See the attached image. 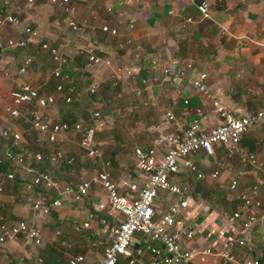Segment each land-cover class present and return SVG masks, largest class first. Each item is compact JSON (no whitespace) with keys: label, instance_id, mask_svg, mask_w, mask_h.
<instances>
[{"label":"crops","instance_id":"0c3cea01","mask_svg":"<svg viewBox=\"0 0 264 264\" xmlns=\"http://www.w3.org/2000/svg\"><path fill=\"white\" fill-rule=\"evenodd\" d=\"M203 1L209 4L206 14L199 10ZM73 5L78 29L69 24L72 16L50 0H35L33 3L0 0V16L11 13L22 19L18 26H7L4 36L17 37L26 27H31L33 32L28 49L33 54L48 55L40 49L44 41L52 44L66 42L68 58L64 68L76 74L81 88L89 87L90 91L91 86L96 87L91 103L97 107L94 110L101 112L103 127L106 123L113 126L115 121L128 122L120 124L129 130L128 140L124 143L156 145L154 125L164 120L166 112L183 115L187 111L186 98L191 104H202L209 110H212L210 98L221 100L237 113L264 108V0H73ZM104 24L116 28L118 34L104 33L101 30ZM89 46H95L98 55L110 58L111 64H89L86 55L78 53L80 48ZM25 50L9 49L3 53L1 63L5 72L0 73V100L8 105L11 91L29 82L45 93L54 94L56 102L61 105H21L19 117L0 108V147L4 153L0 155V162L5 160V153L11 145L10 136L4 131L21 133L19 124H31L34 113L50 122H62L79 116V107L90 103L78 97L77 107H67L64 96L55 90L51 78L41 72L38 64L42 65L45 60L37 55L33 65L20 74L19 67L27 55ZM203 72L207 73L205 82L211 96L208 99L194 83ZM187 118L190 119L191 115ZM216 121V115L211 111L206 126L211 127ZM72 136L77 137L78 144V135L67 134L68 138ZM263 136L264 126L258 125L244 134L241 141L244 149L258 156L260 166L247 162L246 168L242 169L231 165L216 182L198 180L191 172L179 176L180 182L188 185L191 193L188 208L178 218L177 226L194 230V246L218 248L226 238L238 234L236 227L227 226L223 216L224 211L233 212L241 207L236 192L230 188V180L235 176L248 179V184L240 182L241 188L260 181L264 172ZM35 146L40 148L38 151H44L36 144L31 147L34 152ZM221 153L219 150L218 155ZM114 158L124 159L117 154ZM197 160L202 169L210 171L216 159L200 154ZM97 166L93 175L99 164ZM120 169L122 176H115L116 179L141 180L137 170L132 174L125 173L122 167ZM14 170L18 177L4 180V191L0 194V225L20 218L29 219L41 227L43 242L34 245L21 237L17 241L0 243V264H66L67 258L77 253L84 256L81 264H99L106 244L99 232V219L104 216L113 219L116 215L109 209H97V203L104 196L103 190L94 187L83 202H70L44 214L34 211L25 200V185L30 174L24 173L17 164ZM80 171L79 166L69 168L67 182L83 179ZM87 177L91 175L84 178ZM34 196L48 202L46 191L36 190ZM173 197L170 192L161 194L155 204L157 211L166 209ZM259 197L264 200L263 191ZM89 219L90 226L84 227L83 223ZM252 242L255 253L238 249L241 260L249 255H264L263 223L255 227ZM149 244L160 245L137 235L130 249L143 264H153L152 254L147 249ZM190 264L222 262L216 254L206 256L205 261L201 254H197Z\"/></svg>","mask_w":264,"mask_h":264},{"label":"built area","instance_id":"2783aa9c","mask_svg":"<svg viewBox=\"0 0 264 264\" xmlns=\"http://www.w3.org/2000/svg\"><path fill=\"white\" fill-rule=\"evenodd\" d=\"M33 3L35 0H21ZM66 13L70 14V26L78 29V22L74 19L75 8L73 0H50ZM209 4L203 1L199 10L206 14ZM22 19L15 14L0 16V73L5 72L1 63L3 53L9 49L26 48L30 43L33 32L26 27L17 37H5L7 26H18ZM104 33L116 35L118 30L108 24L101 26ZM40 49L47 53L52 60L51 71L48 78H54L55 90L64 96L66 103L75 99L77 86L72 75L64 68L67 62V43L52 44L42 42ZM78 53L86 55L89 64L110 65L112 60L97 54L95 46L80 48ZM34 56L27 54L19 67L18 72L25 73L33 64ZM207 73L203 72L195 80V86L210 98L208 86L205 82ZM90 92H96L91 86ZM11 102L4 105L0 100V108H4L11 116H20V106L36 104L48 106L56 103L54 94L45 93L32 83L25 82L18 89L10 93ZM184 104L187 111L183 115L172 112L164 114V120L154 125L153 131L157 133L156 145L135 146V165L141 180L130 177L116 179L112 160L104 155V151L96 142V134L103 127L101 112L94 110L91 113L93 122L90 125L83 121L73 124L67 121L50 122L39 113H34L31 125L34 129L42 131L49 145L46 151L22 152L20 150L23 138L17 131H4L10 136V146L5 153V161L21 166L24 173L30 174L26 181V202L32 205L36 212L49 214L53 210L62 208L70 202H83L94 187L103 190V198L97 203V209H109L116 214L113 219L104 216L99 219V232L105 239L103 258L99 264H143L135 258L130 249L137 235L149 238L153 243L147 249L152 254L153 264H190L197 254L206 256L216 254L220 256L222 264H261L264 255L257 257L247 256L240 259L238 249H245L249 254L255 253V244L252 242L255 227L264 224V200L259 197L264 192V172L258 183L249 187H242L240 179L235 176L230 180V188L236 192L241 207L233 212H223L227 226L236 227L237 233L226 238L218 247L198 248L193 245L194 230L180 228L177 220L188 208V197L191 189L180 182L179 176L184 172L195 174L198 180H218L222 172L231 167V162L240 156L244 162L260 166L258 156L254 152L244 149L241 145L244 134L258 125L264 126V108L252 109L244 113H237L225 105L221 100L210 98L209 110L205 105L191 104L186 98ZM213 111L217 121L207 127L210 112ZM191 118L188 119L187 116ZM95 122V123H94ZM78 135V145L81 157L99 164L96 174L80 179L75 183L59 180L48 169L37 168V165L67 162L73 164L77 157L69 154L65 149L68 133ZM222 153L218 155V151ZM200 154L207 158L215 157V165L210 171L201 168L197 160ZM14 171H0V194L4 191V180H14ZM46 191L48 202L34 196L36 190ZM170 192L173 199L166 209L157 211L156 200L161 194ZM90 226V219L83 223ZM25 237L34 245H41L43 234L41 227L25 219L0 225V243L17 241ZM84 256L80 253L70 255L66 264H81Z\"/></svg>","mask_w":264,"mask_h":264},{"label":"rangeland","instance_id":"374dc122","mask_svg":"<svg viewBox=\"0 0 264 264\" xmlns=\"http://www.w3.org/2000/svg\"><path fill=\"white\" fill-rule=\"evenodd\" d=\"M25 49L27 50V51L25 50L26 54H31L34 56V60L36 58V55L38 57L42 58L43 60H45L44 63H42V65L39 63L38 66L42 69L41 72L45 76H49V72L51 71V67H52V63H50V61H49L50 60L49 56L44 55V53L33 54V53H31V51H29V49H27V48H25ZM23 53L24 52H22V54ZM42 54L44 56H42ZM50 81L52 83H54V80L52 78L50 79ZM92 94H94V93H90L89 87L86 89H85V87L81 88V90H80V88H77V94L75 95V99L71 104H73V105L75 104V106H76V104L78 102V97H82V99L85 98V100H86L85 102H88V101L90 102L89 104H86L85 107H82V106L79 107L78 111L81 113V115H80L81 119L78 121L84 122L86 114H90L91 110H94L97 108L95 105L93 107V103H91L93 101V97H94ZM57 104H59V103L56 102V105ZM63 104L64 105L67 104L66 105L67 107L71 106L70 103L69 104L63 103ZM90 104H91V108L87 109ZM60 105L61 104H59L57 106H60ZM75 106H73V108ZM103 108L106 109V107L104 105H103ZM57 109H58V107H57ZM100 110H101V108H100ZM103 113L105 115V112H103ZM107 124H109V123H106L105 127H103V129H100L97 132L96 142H97L98 146H100L102 148V150L104 151V155H106V157L108 156V158L109 157L113 158L112 160H113L114 176H116V177L122 176V174H121L122 170L121 169L119 170L120 167L124 168V170L126 171L125 173L130 172L132 174H135L136 165H135V161H133L134 156L131 154H132V149L136 145L135 144L129 145V144L124 143L128 140L127 132L129 130L127 128H125L124 126L120 125V124H128V122L116 123V121H115V122H113V126L111 124H109L107 126ZM117 124H119V125H117ZM19 131L21 132L22 137L24 139L22 142L21 148H20V150L22 152H25V151L34 152L32 150L33 148L31 149V147H33L36 144H39V146H41V150H44V151H46L49 148L45 134L40 130L34 129L31 124H19ZM261 132H263V131H261ZM68 134H73V133L71 132ZM263 138H264V136H263ZM68 141H70V142H68ZM64 147L69 154L75 155L77 157L76 161L73 164L66 163L68 165H71L70 167L68 165L58 166L55 164H47L45 166V169H48L51 173H53L55 175V177H57L59 180L65 181V182H67L66 171L69 168H71L72 166L81 167L80 175L83 176L82 178L88 176L89 174L92 176L95 173V169H97L98 164L89 160V159H85V158L81 157V151H80L79 145L77 144V137L76 136H74V137L72 136L71 138L70 137L67 138L66 144ZM262 148L264 149V144L262 145ZM2 149H3V147L1 146L0 147V155L1 156H3V154H4ZM114 154L121 155V157L122 158L124 157V159H122V161H119V159L114 158ZM63 163H65V162H63ZM246 163L247 162L240 161V159L236 156L235 159L232 160L231 165L232 166L238 165V166L242 167V169H245ZM13 165L15 166L14 163H13ZM37 168L42 169V167H39L38 165H37ZM18 175L19 174L16 173V176H18ZM218 180H215V181L213 180V181L216 182ZM240 182H242V184H245V183L248 184L249 181H248V179H246V180L240 179ZM99 253H101V252L99 251Z\"/></svg>","mask_w":264,"mask_h":264},{"label":"trees","instance_id":"16d2710c","mask_svg":"<svg viewBox=\"0 0 264 264\" xmlns=\"http://www.w3.org/2000/svg\"><path fill=\"white\" fill-rule=\"evenodd\" d=\"M27 49H28V46H27ZM71 75H72V79H73V82L76 84V86H77V88H81V84H79L78 82H77V76H76V74H73V73H71ZM54 81H55V79L54 78H52ZM76 94H77V89H76ZM75 94V95H76ZM70 108H73V106H75V104L73 105V104H71L70 103ZM75 107H77V105L75 106ZM74 107V108H75ZM69 108V109H70ZM71 110V109H70ZM71 113V112H70ZM86 114V113H85ZM80 115H81V113H79V116H73L72 118H67L65 121H67L68 123H70V124H73V123H75V122H77L78 120H80L81 119V117H80ZM84 118V117H83ZM93 122V119L91 118V114H86V117H85V119H84V124H87V125H90L91 123ZM34 150L35 151H38V150H40V148L39 147H34ZM67 162H65V163H63V162H58V164L57 163H50V164H55V165H58V166H66V165H68V164H66ZM45 164L44 165H42L41 167H42V169H45ZM69 167L71 166V165H68ZM15 169V166L13 165V163H11V162H8V161H5V160H2L1 162H0V171L1 172H4V171H15L14 170ZM18 177V176H17ZM34 192H36V191H34ZM33 192V193H34ZM20 219H25V218H20ZM26 221H28V222H30V220L29 219H25ZM17 221V220H16ZM261 264H264V262H262Z\"/></svg>","mask_w":264,"mask_h":264}]
</instances>
